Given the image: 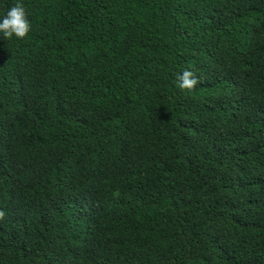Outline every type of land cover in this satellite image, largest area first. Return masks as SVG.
Instances as JSON below:
<instances>
[{
    "label": "trees",
    "instance_id": "trees-1",
    "mask_svg": "<svg viewBox=\"0 0 264 264\" xmlns=\"http://www.w3.org/2000/svg\"><path fill=\"white\" fill-rule=\"evenodd\" d=\"M23 4L28 36H0V264H264V0Z\"/></svg>",
    "mask_w": 264,
    "mask_h": 264
},
{
    "label": "clouds",
    "instance_id": "clouds-1",
    "mask_svg": "<svg viewBox=\"0 0 264 264\" xmlns=\"http://www.w3.org/2000/svg\"><path fill=\"white\" fill-rule=\"evenodd\" d=\"M31 31V22L28 19V13L23 4V0L16 2L8 8L4 13H0V36L11 40L24 39ZM180 90H193L199 83V79L195 72L185 69L176 74V81ZM4 215L0 212V217Z\"/></svg>",
    "mask_w": 264,
    "mask_h": 264
}]
</instances>
